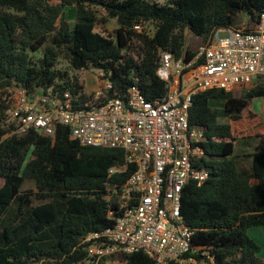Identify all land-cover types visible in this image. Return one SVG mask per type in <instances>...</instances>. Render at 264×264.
<instances>
[{"label": "trees", "instance_id": "trees-1", "mask_svg": "<svg viewBox=\"0 0 264 264\" xmlns=\"http://www.w3.org/2000/svg\"><path fill=\"white\" fill-rule=\"evenodd\" d=\"M68 7L77 8L74 29L65 16ZM263 13L264 0H0V264H89L83 241L114 226L119 214L110 213L136 169L110 175L126 166L125 151L83 146L65 126L54 137L11 135L17 122L8 110L17 89L71 91L77 109H86L85 85L58 67L65 60L79 72L102 71L114 87L112 97L125 98L138 87L156 102L168 93L157 74L162 52L189 61L196 50L187 48L188 31L202 46L217 30L234 28L240 16L255 30ZM111 19L114 35L99 33L98 25ZM258 99H264V79L242 92L193 97L190 126L206 134L199 168L210 171L209 180L191 181L182 194L197 258L209 253L217 264H264L261 246L248 234L264 227V149L236 155L241 136L234 131L238 121L261 119L253 111ZM214 101L225 107H212ZM123 259L156 264L143 252Z\"/></svg>", "mask_w": 264, "mask_h": 264}, {"label": "built area", "instance_id": "built-area-1", "mask_svg": "<svg viewBox=\"0 0 264 264\" xmlns=\"http://www.w3.org/2000/svg\"><path fill=\"white\" fill-rule=\"evenodd\" d=\"M135 29L143 31L139 25ZM157 74L168 93L156 102L148 101L138 87L125 98L112 97L114 87L103 81V72L86 109H77L78 96L71 91L28 94L17 89L13 96L8 115L17 126L11 135L36 131L54 137L56 128L65 126L83 146L125 151L126 166L111 169L110 175L136 168L110 213L119 214L114 226L83 241L89 244V264H127L123 256L138 252L156 264H217L209 253L196 257L195 232L181 212L184 188L210 178L208 169L199 168L206 158V134L190 126V109L197 93L242 92L264 79V13L255 30H217L189 61L162 52Z\"/></svg>", "mask_w": 264, "mask_h": 264}, {"label": "rangeland", "instance_id": "rangeland-1", "mask_svg": "<svg viewBox=\"0 0 264 264\" xmlns=\"http://www.w3.org/2000/svg\"><path fill=\"white\" fill-rule=\"evenodd\" d=\"M65 16L68 19L71 28L74 29L77 19V9L75 7H68L65 10ZM102 17L103 14H101ZM235 28H248V20L245 16H240L237 20V24L234 26ZM116 29V20L111 19L109 22H106L104 25H98L97 31L103 34L114 35ZM153 30V26L149 27V31ZM225 36V35H222ZM186 45L188 49L197 50L201 46V42L198 38L194 37L191 32H187L186 35ZM59 68L68 69L72 78H76L81 84L86 83L87 76H91L93 79L91 82L87 81L86 94L91 96L98 84V71L96 70H84L83 72H79L78 70L72 69L69 67L68 62L65 60H61ZM16 93V91H15ZM14 93V95H15ZM238 93V92H237ZM14 99V97H13ZM214 108H224L225 102L223 101H214L211 103ZM254 113L260 115V120H254L251 117L246 118V120L238 121L234 123V131L235 134L241 136L237 139L235 154H243V153H254L258 150L264 149V99L256 100L254 104ZM263 121V122H262ZM246 135V136H244ZM4 185V180L0 178V188ZM249 234V232H248ZM250 236V234H249ZM251 237V236H250ZM252 238V237H251ZM253 239V238H252ZM261 246V244H260Z\"/></svg>", "mask_w": 264, "mask_h": 264}, {"label": "crops", "instance_id": "crops-1", "mask_svg": "<svg viewBox=\"0 0 264 264\" xmlns=\"http://www.w3.org/2000/svg\"><path fill=\"white\" fill-rule=\"evenodd\" d=\"M76 8V7H75ZM77 9V8H76ZM103 15H105V12H102ZM68 18V17H67ZM109 22V21H107ZM99 76V73H98ZM91 76H87V81L91 82L92 81ZM87 81L85 83V88H87ZM98 82H99V77H98ZM99 85L97 84V87ZM96 87V88H97ZM256 102V101H255ZM255 104V103H254ZM250 236L260 245L261 244V252L259 253V257L264 260V227H254L251 228L249 231Z\"/></svg>", "mask_w": 264, "mask_h": 264}, {"label": "clouds", "instance_id": "clouds-1", "mask_svg": "<svg viewBox=\"0 0 264 264\" xmlns=\"http://www.w3.org/2000/svg\"><path fill=\"white\" fill-rule=\"evenodd\" d=\"M100 72H102V71H100ZM100 72H98V73H100ZM14 96V95H13ZM13 99V98H12ZM12 103V102H11Z\"/></svg>", "mask_w": 264, "mask_h": 264}]
</instances>
